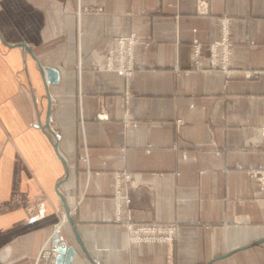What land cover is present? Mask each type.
Listing matches in <instances>:
<instances>
[{
	"label": "crops",
	"instance_id": "0c3cea01",
	"mask_svg": "<svg viewBox=\"0 0 264 264\" xmlns=\"http://www.w3.org/2000/svg\"><path fill=\"white\" fill-rule=\"evenodd\" d=\"M131 32L136 70L103 68ZM263 125L264 0H0V264H46L56 226L70 264H264ZM121 170L131 218L172 242L128 243Z\"/></svg>",
	"mask_w": 264,
	"mask_h": 264
},
{
	"label": "built area",
	"instance_id": "2783aa9c",
	"mask_svg": "<svg viewBox=\"0 0 264 264\" xmlns=\"http://www.w3.org/2000/svg\"><path fill=\"white\" fill-rule=\"evenodd\" d=\"M206 8V4L200 3V13H204V9ZM137 41V36L134 32L126 36H119L116 38V43L113 46H105L103 48L104 53V64L103 68L108 70H115L119 74L124 75L126 77L131 76L132 73L136 70L137 65L133 60L134 54V46ZM196 43V41H195ZM197 44V43H196ZM195 44L194 52L198 53V47ZM211 56L213 60V64L216 61V48L213 46L211 48ZM223 69V68H222ZM224 70V69H223ZM257 71H253L252 73H248L249 76L256 74ZM101 103L99 104V110L97 112V117L99 119L107 118V113L103 112L100 108ZM128 116V115H126ZM129 119L126 117V122ZM135 123V121L133 122ZM260 133L264 137V125L260 128ZM176 149V146H173ZM147 148L146 150H149ZM185 157V154L183 155ZM83 160H87V156H82ZM249 176L254 179L258 183V189L260 191H264V169H251L248 171ZM115 185V217L114 221L121 223L127 235L128 243H170L174 240L177 234L178 227L174 223L164 224L159 222H138L131 218L130 216V196L129 194H123V189L126 186L127 188L134 187L133 180L131 175L126 170L117 171L115 173L114 178ZM124 206L126 207L125 217ZM32 210V208H29ZM65 229V228H64ZM54 231L56 228H54ZM62 231V230H61ZM59 231V233L61 232ZM40 257L46 264L52 262L56 255V246H44L40 250Z\"/></svg>",
	"mask_w": 264,
	"mask_h": 264
},
{
	"label": "water",
	"instance_id": "95a60500",
	"mask_svg": "<svg viewBox=\"0 0 264 264\" xmlns=\"http://www.w3.org/2000/svg\"><path fill=\"white\" fill-rule=\"evenodd\" d=\"M19 46L23 47L26 52L31 53L29 50V47L26 44L22 43ZM38 66L41 70V74L45 80V83H53V82H57L59 80V70L57 68L52 67V66H47V65L42 66L41 64H39ZM49 111H50V109H49V105H48V109H47L48 114H47V118H46V122H45V128L46 129L48 128V123H49V119H48L49 118ZM53 145H54V148L56 149V153H57L58 157L66 166V162H65L64 158L61 156L60 152L58 151L57 146L55 145V142H53ZM67 174H68V169L66 166L65 167V175L67 176ZM64 213H65L67 222L70 224L72 230L75 233L77 241L82 248V244L79 240V237H78V234L76 231L74 219L71 215L69 208L65 204H64ZM62 238H63V235H61L58 231H56L54 233L53 245L56 246V255L54 257V260L48 264H70L73 256L76 255L77 250L75 249V247L72 245H67L66 242H64L62 240Z\"/></svg>",
	"mask_w": 264,
	"mask_h": 264
},
{
	"label": "bare ground",
	"instance_id": "6f19581e",
	"mask_svg": "<svg viewBox=\"0 0 264 264\" xmlns=\"http://www.w3.org/2000/svg\"><path fill=\"white\" fill-rule=\"evenodd\" d=\"M56 230H58V232H59V229L57 228V226H56ZM42 256V253L40 254V257Z\"/></svg>",
	"mask_w": 264,
	"mask_h": 264
},
{
	"label": "rangeland",
	"instance_id": "374dc122",
	"mask_svg": "<svg viewBox=\"0 0 264 264\" xmlns=\"http://www.w3.org/2000/svg\"><path fill=\"white\" fill-rule=\"evenodd\" d=\"M29 208H30V207H29ZM29 208H28V209H29ZM62 232H64V230H62ZM64 235H65V234H64Z\"/></svg>",
	"mask_w": 264,
	"mask_h": 264
}]
</instances>
